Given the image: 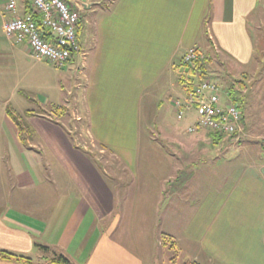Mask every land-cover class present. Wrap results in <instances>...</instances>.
<instances>
[{"label":"crops","instance_id":"obj_1","mask_svg":"<svg viewBox=\"0 0 264 264\" xmlns=\"http://www.w3.org/2000/svg\"><path fill=\"white\" fill-rule=\"evenodd\" d=\"M4 2L0 97L36 99L35 109L16 112L8 101L0 112V251L30 260L0 264H55L59 255L70 264H157L162 235L179 255L183 244L191 263L264 264V166L219 156L221 145L260 138L244 115L233 135L160 121L149 129L163 139L140 135L144 100L159 112L191 47L205 56V77L220 54L240 65L263 55L264 0H114L94 17L78 8L80 52L67 65L83 82L64 112L46 111L34 95L40 60L1 37ZM16 3L19 15L29 11ZM218 85L224 97L229 87ZM8 111L28 132H17Z\"/></svg>","mask_w":264,"mask_h":264},{"label":"rangeland","instance_id":"obj_2","mask_svg":"<svg viewBox=\"0 0 264 264\" xmlns=\"http://www.w3.org/2000/svg\"><path fill=\"white\" fill-rule=\"evenodd\" d=\"M114 0H92L95 4L90 7L87 11H83L82 13H88L90 11L91 17L97 16L99 13H103L105 11L106 6L110 5L111 2ZM7 18L6 13L3 14V20ZM84 21H86L84 16ZM4 34L1 33V37ZM6 37L5 35L3 36ZM263 51V55L258 56V58L251 61L248 65H240L235 62L233 59L220 54L217 57H214L211 63V72L206 77L216 83L221 84L223 87L227 85L235 86L236 90V98L240 99V102H237L241 107V112L245 118V125L249 128L250 134L253 136H260V138H251L248 137L243 138V142L238 145L236 143L235 146H229V149H226L224 146H219V156L220 158L223 155L230 157V162H241V161H250L254 162L257 161L259 165L264 166V44H261ZM36 61V59H32ZM79 61V60H78ZM212 69L214 71H212ZM37 71L38 78L41 76V91L38 92L36 95L39 98V101L42 102V106L46 111L52 110L54 106H63L68 107L73 99V95H78L79 87L82 86L83 78L82 75L78 74V67L71 68L70 66L66 65L63 68H56L52 66L47 61L40 60V62L36 61V69L32 72L33 76ZM245 72L247 74V79H242L241 73ZM33 80V78H32ZM244 80V87L240 88L237 81ZM34 81L32 83V89L34 90ZM176 89H181L180 84L176 79H174V86L173 90H167L163 99L164 105L161 107L159 112L152 111L151 107L147 106L149 98H146L144 101L146 103V108L143 110V116L141 115L142 119V129L140 130L141 138L144 140L149 136L151 131L155 133V139L160 141L163 139V131H158L156 133L155 130L149 129L150 123L159 124L160 122H164L166 125H171L175 128H179L182 130L185 126L190 125L195 122V115L193 118L194 113H187L185 116L178 120L176 118L175 109L173 107V101L175 100ZM38 91V85L36 87ZM179 95H181L179 91ZM34 98V97H33ZM36 99V98H34ZM34 99H21L16 100L9 99V97L2 98L0 97V112L4 110L6 103L9 101L10 106L16 112L24 109V108H31L35 109V105L33 102ZM18 101H23L22 105L18 104ZM172 102V103H171ZM148 107V108H147ZM54 110V109H53ZM69 111V110H67ZM242 115V116H243ZM1 116V113H0ZM63 118V117H62ZM67 116L62 119L67 123ZM160 121V122H159ZM163 123V124H164ZM167 132V131H166ZM247 134V136H252ZM166 137V136H165ZM7 138L6 132L4 129L0 128V139L5 140ZM239 146V147H238ZM242 148L244 150H242ZM247 151V153H246ZM227 167L224 168V171ZM220 174V178L223 176V171ZM180 248L182 250L181 255L176 257L173 264H185L190 263L188 261V250L184 247L183 244L180 243ZM174 255V251L163 248L159 252V261L160 263L157 264H166V257L168 259V263L171 262V258ZM177 260V261H176Z\"/></svg>","mask_w":264,"mask_h":264},{"label":"built area","instance_id":"obj_3","mask_svg":"<svg viewBox=\"0 0 264 264\" xmlns=\"http://www.w3.org/2000/svg\"><path fill=\"white\" fill-rule=\"evenodd\" d=\"M30 12L19 15L16 0H5L2 31L14 44H25L31 55L63 68L80 52L77 41L78 6L67 0H26ZM205 56L196 47L188 49L179 63L202 65ZM197 65V66H198ZM176 118L195 112V124L188 131L205 130L219 135H233L242 120L241 108L232 102L215 81L200 78L197 70L190 87L181 99L173 101Z\"/></svg>","mask_w":264,"mask_h":264},{"label":"trees","instance_id":"obj_4","mask_svg":"<svg viewBox=\"0 0 264 264\" xmlns=\"http://www.w3.org/2000/svg\"><path fill=\"white\" fill-rule=\"evenodd\" d=\"M28 9H29V7H28ZM28 12H30V10ZM205 61H204V63H202V65L197 64L198 66L197 65H195V66L194 65L193 66H184L180 63H178L176 65L175 71H176V75H177V80H178V83L183 87L184 91H186L190 87L191 82L194 80V76L197 73V70H199V75H200L201 79L205 77V75H206V72H205L206 62ZM236 83L238 84V86L240 88L244 87V85H245L243 80L242 81L239 80ZM228 93H229V96H230L232 102H235V103L240 102V99L236 98V90H235L234 84L229 85ZM57 110H61L62 112H64V107H58ZM32 112L33 111H27L25 113V116H29ZM8 114H9L11 120L13 121L18 133H21V135H23L24 133L28 132L27 130H29V129L25 125L24 118L22 116L13 115L9 111H8ZM161 239H162L161 243L164 247H167L171 251L172 250L174 251V255L171 258V262H174V260L176 259V257L178 256V253H179V249H178L176 242L168 235H162ZM0 259L14 260V261L23 262V263H29L30 262V260L28 258H26L22 255H16V254L9 253L6 251H0ZM51 263L70 264V262L65 257L60 256V255L52 258ZM185 264H196V263L190 262V263H185Z\"/></svg>","mask_w":264,"mask_h":264},{"label":"flooded vegetation","instance_id":"obj_5","mask_svg":"<svg viewBox=\"0 0 264 264\" xmlns=\"http://www.w3.org/2000/svg\"><path fill=\"white\" fill-rule=\"evenodd\" d=\"M69 3H72L73 5H77L79 9L82 10V5L80 0H67Z\"/></svg>","mask_w":264,"mask_h":264},{"label":"water","instance_id":"obj_6","mask_svg":"<svg viewBox=\"0 0 264 264\" xmlns=\"http://www.w3.org/2000/svg\"><path fill=\"white\" fill-rule=\"evenodd\" d=\"M80 2L82 5V10H87L90 7V5L86 3V0H80Z\"/></svg>","mask_w":264,"mask_h":264}]
</instances>
